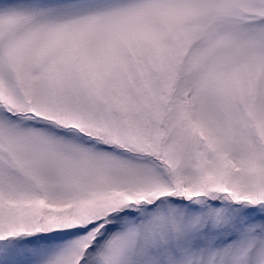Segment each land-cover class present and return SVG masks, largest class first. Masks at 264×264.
<instances>
[{
	"label": "snow or ice",
	"instance_id": "obj_1",
	"mask_svg": "<svg viewBox=\"0 0 264 264\" xmlns=\"http://www.w3.org/2000/svg\"><path fill=\"white\" fill-rule=\"evenodd\" d=\"M0 264H264V0H0Z\"/></svg>",
	"mask_w": 264,
	"mask_h": 264
}]
</instances>
